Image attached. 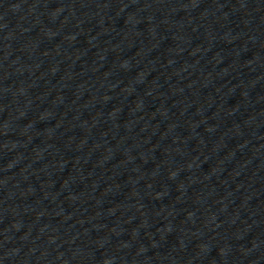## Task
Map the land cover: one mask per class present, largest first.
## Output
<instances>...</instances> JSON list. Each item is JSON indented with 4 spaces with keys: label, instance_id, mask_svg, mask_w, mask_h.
I'll use <instances>...</instances> for the list:
<instances>
[{
    "label": "water",
    "instance_id": "water-1",
    "mask_svg": "<svg viewBox=\"0 0 264 264\" xmlns=\"http://www.w3.org/2000/svg\"><path fill=\"white\" fill-rule=\"evenodd\" d=\"M0 264H264V0H0Z\"/></svg>",
    "mask_w": 264,
    "mask_h": 264
}]
</instances>
